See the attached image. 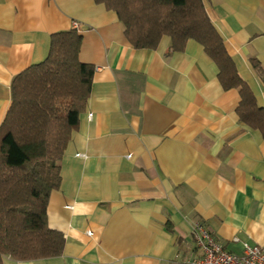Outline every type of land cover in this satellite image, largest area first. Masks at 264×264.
I'll return each instance as SVG.
<instances>
[{
    "label": "crops",
    "instance_id": "1",
    "mask_svg": "<svg viewBox=\"0 0 264 264\" xmlns=\"http://www.w3.org/2000/svg\"><path fill=\"white\" fill-rule=\"evenodd\" d=\"M240 78L264 107L248 60L264 66V0H205ZM74 23L77 27L74 28ZM76 30L95 66L90 96L60 161L48 227L62 255L2 264H192L201 224L224 250L264 248V139L238 121L203 48L136 50L93 0H0V125L14 76L42 62L50 36Z\"/></svg>",
    "mask_w": 264,
    "mask_h": 264
},
{
    "label": "trees",
    "instance_id": "2",
    "mask_svg": "<svg viewBox=\"0 0 264 264\" xmlns=\"http://www.w3.org/2000/svg\"><path fill=\"white\" fill-rule=\"evenodd\" d=\"M115 13L126 42L156 50L168 38L166 56L199 44L217 68L224 91H238V121L264 139V107L240 78L205 0H93ZM82 36L74 29L50 36L48 54L13 77L10 105L0 125V264L4 258H55L65 237L48 227L50 194L61 183L60 161L84 113L95 66L79 59ZM264 87V66L248 60Z\"/></svg>",
    "mask_w": 264,
    "mask_h": 264
},
{
    "label": "built area",
    "instance_id": "3",
    "mask_svg": "<svg viewBox=\"0 0 264 264\" xmlns=\"http://www.w3.org/2000/svg\"><path fill=\"white\" fill-rule=\"evenodd\" d=\"M73 26L76 28L77 24ZM192 234L202 254L192 264H264V248L244 243L242 254L226 251L199 223L195 224Z\"/></svg>",
    "mask_w": 264,
    "mask_h": 264
}]
</instances>
